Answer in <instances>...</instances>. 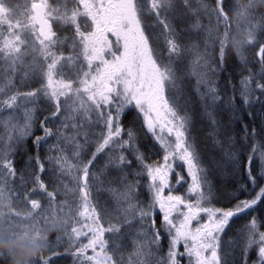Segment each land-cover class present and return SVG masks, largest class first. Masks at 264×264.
Here are the masks:
<instances>
[{
	"label": "snow or ice",
	"instance_id": "1",
	"mask_svg": "<svg viewBox=\"0 0 264 264\" xmlns=\"http://www.w3.org/2000/svg\"><path fill=\"white\" fill-rule=\"evenodd\" d=\"M260 8L264 0L243 10L229 0H0V220L34 231L62 220L36 264H264ZM230 10L245 33L236 47L220 35ZM181 21L202 41L185 44ZM257 47L255 72L245 53ZM229 53L243 69L238 86L229 73L222 88ZM198 114L231 188L204 165ZM29 138L35 154L18 171ZM94 189L112 206L94 202ZM61 192L73 200L58 203ZM41 194L47 206L33 198Z\"/></svg>",
	"mask_w": 264,
	"mask_h": 264
},
{
	"label": "trees",
	"instance_id": "2",
	"mask_svg": "<svg viewBox=\"0 0 264 264\" xmlns=\"http://www.w3.org/2000/svg\"><path fill=\"white\" fill-rule=\"evenodd\" d=\"M19 3L21 2L20 0H12V3ZM49 2H53V0H49ZM229 3L231 5H240L241 10H243L244 8H246L249 4V0H229ZM255 3L257 5H259V0H255ZM250 12L256 11V8H248L247 9ZM260 11H264V8H260ZM228 20H230L231 22V28L229 30H221V39L223 40V42L227 45H232L233 47L239 46L241 44V42L245 39V37L240 36L245 34L243 31V28L241 26V16L237 14V11H229V15H228ZM203 23L206 25L208 23L207 19L203 20ZM189 24H191V21H181L180 22V29L183 32V42L185 44H190L193 42H201L202 41V35L201 36H197L195 30L193 31H189ZM234 27H237V30L235 29V34L232 32V29H234ZM242 28V29H240ZM239 31L242 32L239 34ZM256 52H258V47L257 48H248L246 50V56L248 57V67L251 68L253 71L258 72L259 71V63H258V56H256ZM192 57L188 56L186 57V60H191ZM243 69V65L241 64V62L239 61V58L235 55V53H229V58L227 61V68L226 71L224 73L221 74L220 76V85L222 88H225L226 86V81L228 78V74L231 73V77H232V81L233 83L237 84L239 83L240 80V76H241V72ZM244 75H247V72L244 71L243 72ZM17 81L19 80V76L16 78ZM186 83L191 84L193 83V81L189 80ZM193 100H195V96L193 95ZM132 117L131 115L125 117V124L127 125L130 121H131ZM226 119V117H225ZM244 122L246 123H251L249 117L245 114L244 116ZM257 126L259 125V118H257ZM235 129H236V133L239 137V134L242 132V125L240 123H237L235 125ZM212 129L211 126L208 124L207 120L202 118L199 114L197 115L194 124H193V128H192V135L195 138V143L197 148L199 149L202 159L204 161V165L205 167H208L211 171H210V178L213 180V182L215 184H217V186H224L227 188H231L234 185L231 183V181L234 179V177L232 176V169L230 166L225 165V167L223 169H217L215 166L214 161H219L222 157V152L219 149V147H217L214 142H213V138L210 136ZM3 132V128L0 127V133ZM37 135L42 134L40 131L36 132ZM53 141H50V143ZM26 147H27V151L23 150V147L21 148L20 151H18L16 157H14L15 160V166L16 168L19 170H22L25 166V162L27 160V156L28 155H34L35 154V149L32 146V139L29 138L26 142ZM44 153V149L41 150V155L43 156ZM155 158V157H153ZM42 178L45 180L46 184H49V190H52L51 188V180H50V173L45 172L42 174ZM29 187H31V184L28 185ZM71 186V185H70ZM72 193H64L61 192L60 194H58L57 196V202L59 203L60 201L67 199L69 201L73 200V195L70 198V195ZM93 196V200L94 202L96 200H99V202L104 205L107 204L108 206H112V201L110 198V195L106 192H99L97 193L96 190H93L92 193ZM47 204V202H46ZM15 206L18 209H23L25 207V205L21 202V201H16L15 202ZM234 233L233 232H229L225 237V246L227 247V241L229 239L230 236H232ZM58 234L54 233L52 236L51 241L53 243H55L56 240V236ZM58 251H63V246H61L59 249H57ZM61 264H71V258L70 257H64L61 259Z\"/></svg>",
	"mask_w": 264,
	"mask_h": 264
},
{
	"label": "clouds",
	"instance_id": "3",
	"mask_svg": "<svg viewBox=\"0 0 264 264\" xmlns=\"http://www.w3.org/2000/svg\"><path fill=\"white\" fill-rule=\"evenodd\" d=\"M62 220L54 219L38 231L23 230L0 220V257H6L8 264H36L37 258L47 251V245L54 233L58 234Z\"/></svg>",
	"mask_w": 264,
	"mask_h": 264
},
{
	"label": "rangeland",
	"instance_id": "4",
	"mask_svg": "<svg viewBox=\"0 0 264 264\" xmlns=\"http://www.w3.org/2000/svg\"><path fill=\"white\" fill-rule=\"evenodd\" d=\"M20 1H21V2H19V3L30 2V0H20ZM13 3H15V2H13ZM188 28H189V31H193V30H190V24H189ZM235 29L237 30V32H238V30H239V29H237V27H234V29H232V32H233L234 34L236 33V32H235ZM240 29H242V28H240ZM240 33H242V32L239 31V34H240ZM240 36L245 37V34L240 35ZM71 197H72V194L70 195V198H69V199H71ZM33 198L41 199L42 203H43L45 206H47V204H46L47 199H46V197H44L42 194H41V195H38V196H35V197H33ZM47 203H48V202H47ZM7 222H8V220H7ZM8 223H9V222H8ZM9 224H11V225H13V226H16V225L13 224V223H9ZM165 251H166V244H165Z\"/></svg>",
	"mask_w": 264,
	"mask_h": 264
}]
</instances>
